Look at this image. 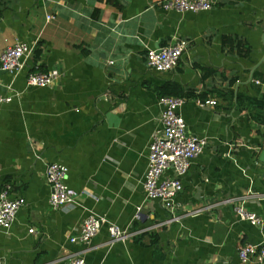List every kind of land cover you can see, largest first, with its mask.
<instances>
[{"label":"crops","instance_id":"1","mask_svg":"<svg viewBox=\"0 0 264 264\" xmlns=\"http://www.w3.org/2000/svg\"><path fill=\"white\" fill-rule=\"evenodd\" d=\"M164 1L0 0V53L18 41L34 46L22 70H0V93L13 95L0 111V192L9 186L11 199L26 200L0 229L1 264H67L74 254L90 264H253L238 247L264 242V137L247 111L216 94L215 105L190 98L179 108L207 145L181 177L177 220L166 222L169 210L143 182L167 83L199 94L230 90L234 76L235 92L264 93V0H214L198 12L166 10ZM177 39L186 47L175 69L147 65L148 49ZM203 68L216 72L205 77ZM31 70L56 81L32 86ZM50 162L67 166L75 202L50 205ZM237 203L263 224L239 218ZM90 213L101 229L72 242ZM110 224L131 235L112 240Z\"/></svg>","mask_w":264,"mask_h":264},{"label":"built area","instance_id":"2","mask_svg":"<svg viewBox=\"0 0 264 264\" xmlns=\"http://www.w3.org/2000/svg\"><path fill=\"white\" fill-rule=\"evenodd\" d=\"M214 0H165L162 7L166 10L177 11H203L212 8ZM183 40L148 49L146 63L157 71H170L179 64L185 50ZM34 46L18 41L8 46L0 53V70L15 73L26 66L27 59L32 56ZM57 75L53 72L31 70L28 72L27 81L32 86H50L56 81ZM10 87V86H9ZM13 95L0 93V111L3 104L10 102ZM185 98L180 96H160L159 103L162 106V129L158 131L149 146V162L144 176L143 186L149 198L160 200L170 212V218L166 222L177 220V211L181 208L175 200L182 190L181 177L188 171L191 162L199 156L207 140L204 137L192 134L187 129V124L179 112ZM201 102V101H200ZM202 105H215V99L201 102ZM172 169L174 176H166L167 170ZM68 168L59 162H50L46 167V179L50 187L49 202L53 208H60L66 204L75 202L79 192L66 183ZM238 197L227 201H236ZM24 197L11 199L9 186L0 192V229L9 230L15 221L18 210L25 205ZM242 203V202H241ZM200 208L193 210L194 213ZM235 211L239 218L250 221L252 224L262 225L263 219L255 212L245 208L243 204H235ZM103 219L90 213L82 222L78 234L72 236V242L89 243L97 235L103 225ZM30 232L34 229L30 228ZM109 232L112 240L127 238L131 234L115 224H110ZM238 256L243 263L264 264V242L244 243L238 247ZM1 264V260H0ZM67 264H90L86 259L74 254Z\"/></svg>","mask_w":264,"mask_h":264},{"label":"trees","instance_id":"3","mask_svg":"<svg viewBox=\"0 0 264 264\" xmlns=\"http://www.w3.org/2000/svg\"><path fill=\"white\" fill-rule=\"evenodd\" d=\"M236 41V38L231 39L228 36L224 38L226 44H236ZM244 44L245 43H242V45ZM36 55H38V52H36ZM215 72V69L203 68V76L205 77H208ZM222 77L225 78L227 76L223 74ZM236 82L237 79L233 76L228 81L229 87H231L230 90L212 88L210 90L202 91L199 94L191 88H186L181 84L170 82L161 88L159 95L180 96L186 100L197 98L201 102H206L209 100L208 96L216 94V96L220 97L222 100H227L230 103L233 102L239 110L247 111L249 118L258 125L260 136L264 137V93H260L258 96L253 97L241 91L235 92L232 87H234Z\"/></svg>","mask_w":264,"mask_h":264}]
</instances>
